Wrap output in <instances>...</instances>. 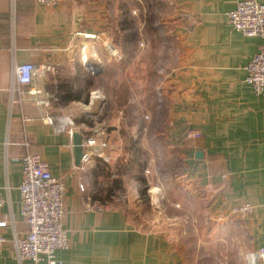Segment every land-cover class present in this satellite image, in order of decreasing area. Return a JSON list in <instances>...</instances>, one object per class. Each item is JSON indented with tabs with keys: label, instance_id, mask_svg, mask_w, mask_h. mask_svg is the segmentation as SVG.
<instances>
[{
	"label": "crops",
	"instance_id": "1",
	"mask_svg": "<svg viewBox=\"0 0 264 264\" xmlns=\"http://www.w3.org/2000/svg\"><path fill=\"white\" fill-rule=\"evenodd\" d=\"M166 1L179 56L162 82L157 134L179 152L188 181L203 193L209 232L220 238L239 231L253 252L264 247V89L253 92L245 67L260 39L229 25L227 12L239 0ZM107 13L101 0H57L48 7L0 0V219L8 218L0 229L8 240L0 246V264H16L12 229L25 231L18 186L27 152L38 154L65 185L62 226L69 246L55 251L61 264H195L169 232L131 223L109 201L110 186L94 187L99 161H76L73 137L46 120L63 118L59 112L69 104L87 101L82 45L115 54L107 40ZM22 63L37 69L27 88L39 89L47 104L19 101L10 90L12 67ZM244 203L252 206L250 213L231 215L232 207ZM219 241L211 239L209 247Z\"/></svg>",
	"mask_w": 264,
	"mask_h": 264
},
{
	"label": "rangeland",
	"instance_id": "2",
	"mask_svg": "<svg viewBox=\"0 0 264 264\" xmlns=\"http://www.w3.org/2000/svg\"><path fill=\"white\" fill-rule=\"evenodd\" d=\"M101 1L115 54L96 46L87 59L92 68L87 70L86 103L69 104L59 112L87 136L102 132L105 158H94L99 161L94 187L110 186L109 201L137 227L176 237L189 262L249 264L244 234L236 231L219 238L209 232L203 193L188 181L179 152L157 134L162 82L179 56L169 3ZM213 238L222 240L215 248L208 243Z\"/></svg>",
	"mask_w": 264,
	"mask_h": 264
},
{
	"label": "built area",
	"instance_id": "3",
	"mask_svg": "<svg viewBox=\"0 0 264 264\" xmlns=\"http://www.w3.org/2000/svg\"><path fill=\"white\" fill-rule=\"evenodd\" d=\"M43 6H53L57 0H34ZM227 21L236 31L246 36H256L260 39L257 52L247 63L245 82L249 84L255 94L264 89V3L257 0H239L235 7L227 12ZM85 38L94 39L93 34H85ZM94 49L86 54V45H82L80 53L83 63L88 55H94ZM91 56V57H92ZM92 67V66H91ZM47 69V68H46ZM96 69V68H95ZM37 75V69L31 63L14 64L11 73L12 92H17L18 100H34L37 104H47L46 99L39 98L40 90L27 88ZM55 119H57L55 122ZM49 124H56L57 132L66 131L73 137L74 123L68 116L63 118L46 117ZM101 131L82 139L81 162L88 164L94 158L104 156L106 141ZM197 136V134H191ZM22 177L18 186L20 194V214L25 225V231L18 234L12 229L10 241L12 243L16 264L23 260H30L37 264L45 260L46 264H61L56 260L55 251L69 246V238L62 226L64 216L65 185L59 178L53 176L46 161L38 154L27 152L22 157ZM79 188L83 190L82 184ZM5 198L0 191V208ZM252 211L250 204L244 203L231 208V215L244 216ZM8 218L0 219V229L6 227ZM8 240L0 231V246ZM249 264H264V247L258 248L246 256Z\"/></svg>",
	"mask_w": 264,
	"mask_h": 264
},
{
	"label": "water",
	"instance_id": "4",
	"mask_svg": "<svg viewBox=\"0 0 264 264\" xmlns=\"http://www.w3.org/2000/svg\"><path fill=\"white\" fill-rule=\"evenodd\" d=\"M85 66L87 69L91 70L92 64L90 62H86ZM95 69V68H94ZM82 137L79 133L73 134V144H74V152H75V160L79 161L82 155V147H81Z\"/></svg>",
	"mask_w": 264,
	"mask_h": 264
},
{
	"label": "trees",
	"instance_id": "5",
	"mask_svg": "<svg viewBox=\"0 0 264 264\" xmlns=\"http://www.w3.org/2000/svg\"><path fill=\"white\" fill-rule=\"evenodd\" d=\"M80 90V89H79ZM65 96V95H64ZM69 97V95L67 94L66 96H65V98H68Z\"/></svg>",
	"mask_w": 264,
	"mask_h": 264
},
{
	"label": "bare ground",
	"instance_id": "6",
	"mask_svg": "<svg viewBox=\"0 0 264 264\" xmlns=\"http://www.w3.org/2000/svg\"><path fill=\"white\" fill-rule=\"evenodd\" d=\"M96 96V95H95ZM93 98H94V96H93Z\"/></svg>",
	"mask_w": 264,
	"mask_h": 264
}]
</instances>
